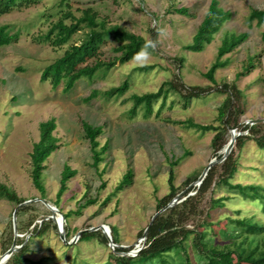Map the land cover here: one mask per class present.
Returning a JSON list of instances; mask_svg holds the SVG:
<instances>
[{
	"label": "rangeland",
	"instance_id": "374dc122",
	"mask_svg": "<svg viewBox=\"0 0 264 264\" xmlns=\"http://www.w3.org/2000/svg\"><path fill=\"white\" fill-rule=\"evenodd\" d=\"M211 1L72 0L76 15L92 7L108 23L119 24L146 40L156 41L157 47L148 49L147 61L134 58L125 63L117 62L109 70L100 68L93 76H82L70 89H66L65 80L54 87L42 75L70 43H80L84 31L75 34L71 42L62 47L35 40L60 17V0H42L0 17V25H9V33L16 37L0 47V183L15 190L26 199L25 204L30 205L29 209L21 211V205L0 197V258L16 239L17 251L22 247L21 241L28 242L25 256L29 261L23 264H106L108 261L114 264L110 253L115 250L110 242L102 243L98 235L78 241L81 230L100 224L109 226L110 230L112 227L120 242L118 245L131 248L127 254L134 255L132 249L146 243L147 238L141 232L144 233L159 211L158 201L170 192V171L174 172L175 185L182 188L179 193L184 191L182 201L191 186L184 185L186 178L200 176L215 157L211 146L213 130L202 131L179 122L192 119L201 124H222L218 114L227 94L204 73L216 61L219 47L227 36L250 34L245 42L223 57L228 65L217 70L216 80L219 84L236 83L242 90L241 100L234 95L236 107L243 110L239 122L254 123L253 120L264 119V23L251 22L249 16L252 8L264 9V0H218L224 10L231 12V17L202 51L186 48L193 43ZM175 7H185L188 12L177 13ZM115 45L109 37L102 46L103 58L114 57ZM249 62L251 65L246 69ZM152 64L153 68H141ZM239 72L243 75L237 77ZM179 79L185 89L182 88L181 93L171 86ZM125 81L129 83L125 92L108 93ZM165 81L170 93L164 105L162 100L156 102L152 114L144 105L139 106L137 112L132 110L135 95L155 92ZM192 87L209 90L187 101L182 93L186 94ZM94 90L97 94L87 100ZM51 118L57 122L54 134L59 147L45 161L43 199L57 207L55 201L65 164L77 170L67 182L60 208L57 207L63 214L72 212L71 238L66 239L70 243L63 240L59 228L56 231L50 227L42 234L35 232L43 221L54 219L53 216L58 225L60 217L40 200L42 194L30 175V153L40 138L39 125ZM82 120L102 127L98 140L100 147L107 144V150L98 169L92 165V151ZM233 130L238 137L247 134V131L230 128L226 134L228 141ZM130 168L134 171L133 183L116 192ZM232 182L264 186V148L254 140H247L242 148ZM220 196H230V199L224 207L211 211L213 224L206 227L208 237L213 238L215 244L223 246L231 241L221 233L229 226L228 217H253L264 223L262 200L244 198L227 187L216 189L214 197ZM88 200L94 202L88 203ZM188 252L196 260L192 246ZM170 259L176 256L173 254ZM155 262L158 264L157 260L149 264Z\"/></svg>",
	"mask_w": 264,
	"mask_h": 264
},
{
	"label": "trees",
	"instance_id": "16d2710c",
	"mask_svg": "<svg viewBox=\"0 0 264 264\" xmlns=\"http://www.w3.org/2000/svg\"><path fill=\"white\" fill-rule=\"evenodd\" d=\"M41 1L0 0V17L15 9L29 7ZM71 1L60 0V17L51 23L46 32L39 34L35 38L36 42H45L54 47H62L69 44L75 34L84 31V38L80 43H70L63 55L50 63L42 75L43 79H49L54 87H58L65 80L66 89L72 88L82 76H93L100 68L109 70L116 66L117 62L125 63L131 61L147 41L144 36L129 31L119 24L108 23L105 18H100L98 12L92 7L85 8L82 10L81 15H76L72 9ZM174 10L181 14L188 12L185 7H175ZM231 15L230 11H226L220 6L218 0H212L204 20L196 30L193 43L187 45L186 48L202 51ZM249 16L251 22L257 20L258 25L264 23V9L252 8ZM8 29L9 25H0V47L10 44L16 39L15 36L9 33ZM249 36L250 34L247 32L227 36L219 47L216 61L204 73L210 81L216 83L220 91L227 94L218 114V119L222 121V124H201L192 119L179 122L202 131L213 130L215 135L212 138L211 146L215 152L214 156L217 158L223 155L220 151L228 143L226 134L230 128H237L242 132L247 131V134H242L237 138L238 140H236L230 155L222 162L211 167L200 186L191 185L193 181L199 178V175L194 179L187 177L184 185L191 186L186 190L184 199L174 206L167 207L155 217L148 231L145 246L136 255L127 254L131 248L116 247L115 251L110 253L111 259L115 262L114 264H149V262L155 260L158 261V264H181L182 261L185 264H264V223L254 220L253 217H228L229 226L221 230V233L231 241L223 246L215 244L213 238L208 237L206 228L213 224L211 211L224 207L226 201L230 199V196L214 197L217 188L227 187L229 191H237L244 198L260 199L264 202L263 185L232 182L238 171L240 152L246 141L254 140L259 147L264 148V121L254 123L239 122L243 110L236 107L234 95L241 100L242 90L238 88L236 83L223 82L219 84L215 77L219 68L228 65V60H224L223 57L245 42ZM109 37L116 42L113 48L114 57L105 59L102 56V46L108 42ZM179 61L182 66V59L179 58ZM250 65L251 63L249 62V66L246 69ZM154 66L153 64L144 65L141 68L150 69ZM241 75H243V72H239L237 77ZM178 81L177 83L181 87L177 83H173L171 86L181 93L183 91L182 88L184 89V83L181 80ZM167 83L165 81L155 92L135 95L133 97L135 103L132 110L137 112L138 107L144 105L146 111L152 114L156 102L162 100V105H164L170 93V90L165 88ZM128 88L129 83L125 81L120 86L108 90V93H123ZM208 90L201 87H192L187 90L186 94L182 93V96L188 101ZM96 92L94 90L87 100H91L97 94ZM82 126L85 138L90 143L93 157L92 165L98 169L99 164L103 161L102 155L107 150V144L100 147L98 140L102 133V127L94 126L85 120H82ZM39 129L40 138L34 143L30 153V175L35 187L40 191L43 198L46 194L43 181V171L46 168L45 161L59 147L58 138L54 134L57 129L56 119L51 118L42 121ZM76 174L77 170L72 169L69 164H65L61 174L57 200L55 201V205L58 208H60V199L68 188L67 182ZM133 181L134 171L130 168L117 185L116 192L130 186ZM169 185L170 192L158 201L159 210L166 207L182 189L174 183L173 170L170 171ZM191 192L193 193L191 194ZM0 197L21 204V211L30 208V205L22 204L26 201L25 198L19 196L15 190L3 183H0ZM107 201L108 199H106ZM93 202L94 200H88V203ZM78 211L80 212L81 208ZM71 215L72 212L64 213L66 219L65 236L68 240L71 238V228L69 226ZM50 227L58 231V225L54 219H48L43 221L35 229V232L42 234ZM202 227H205V229H202ZM111 231L113 241L119 244L120 242L115 238L112 227ZM96 235L99 236L102 243L108 244L109 240L101 230L85 231L80 235L78 241L89 240ZM141 235H143V231ZM191 235H193V238H191ZM20 244H22L21 249L10 256L8 264H23L29 261V258L25 256L29 248L28 242L21 241ZM191 246L195 249L196 260H193L188 252ZM173 254L176 259H170ZM106 264L111 263L108 261ZM154 264H157V262Z\"/></svg>",
	"mask_w": 264,
	"mask_h": 264
},
{
	"label": "water",
	"instance_id": "95a60500",
	"mask_svg": "<svg viewBox=\"0 0 264 264\" xmlns=\"http://www.w3.org/2000/svg\"><path fill=\"white\" fill-rule=\"evenodd\" d=\"M254 122H259V121H264V119H261V120H253ZM234 132V130H233ZM237 139H234L233 137L230 139V142H229V146L226 150V152L220 157V158H217V157H214L213 159H211L208 163V165L205 167V169L203 170L202 174L199 176V178L195 181V182H192L191 185H197V186H200L203 182V180L205 179V177L207 176L209 170L211 169L212 166L222 162L224 159L227 158V156L230 154L232 148L234 147L235 145V141ZM184 191H182L181 193L177 194L176 197H174L172 199V201L164 208H162L161 210H159L153 217H152V220L151 222L149 223L148 227L146 228V230L144 231L143 233V237L144 238H147V234H148V231L155 219V217L160 213L162 212L163 210H165L167 207L169 206H174L176 203H178L180 201V198L182 197ZM40 200L42 202H44L50 209L53 213L55 212H58L60 214V219H61V222H58V228L60 230V234H61V237L63 238V240H65L66 243H70L69 241L66 240V236H65V216L64 214L55 206H52L49 202H47L45 199L43 198H40ZM27 201H24L22 204H25ZM21 205V204H19ZM52 218L55 219V217L53 216ZM106 227H109V226H106L104 224H100L98 226H95V227H91L89 229H85V230H81L79 232V235H81L83 232L85 231H95V230H99L101 229L104 234L107 236L109 242H110V245L113 247L115 245L119 246V247H123V246H120L118 244H116L114 241H113V238L111 236V231H109V229L107 230ZM19 249V246L17 245V242H16V239L14 240L12 246L3 254V257L0 258V264L3 263V261L5 259H9L10 256Z\"/></svg>",
	"mask_w": 264,
	"mask_h": 264
},
{
	"label": "clouds",
	"instance_id": "9594fccd",
	"mask_svg": "<svg viewBox=\"0 0 264 264\" xmlns=\"http://www.w3.org/2000/svg\"><path fill=\"white\" fill-rule=\"evenodd\" d=\"M161 34H163V29L160 30ZM157 47V42L153 40H147L144 46L141 48L140 52L135 56L137 60L147 61L150 58V53L148 49H155Z\"/></svg>",
	"mask_w": 264,
	"mask_h": 264
},
{
	"label": "bare ground",
	"instance_id": "6f19581e",
	"mask_svg": "<svg viewBox=\"0 0 264 264\" xmlns=\"http://www.w3.org/2000/svg\"><path fill=\"white\" fill-rule=\"evenodd\" d=\"M234 138V139H237V137H238V135H237V133L234 131H232V133H231V137H230V139L231 138ZM239 137H240V135H239ZM230 139H229V141H228V143H227V145L225 146V148L223 149V151H222V153L224 154L225 152H226V150H227V148H228V146H229V142H230ZM238 140V139H237ZM236 142V141H235ZM236 144V143H235ZM234 148V147H233ZM232 152V151H231ZM230 155V154H229ZM228 155V156H229ZM58 216V215H57ZM59 219V221L58 222H61V219H60V217L58 218ZM107 228V230L109 229V231H111L110 230V227H106ZM8 259H5L4 261H3V263L4 262H6Z\"/></svg>",
	"mask_w": 264,
	"mask_h": 264
},
{
	"label": "built area",
	"instance_id": "2783aa9c",
	"mask_svg": "<svg viewBox=\"0 0 264 264\" xmlns=\"http://www.w3.org/2000/svg\"><path fill=\"white\" fill-rule=\"evenodd\" d=\"M144 246H145V242L142 246H140V244H138L137 247L133 248L132 251H133L134 255H136ZM116 247H119V246L115 245L112 248L115 249Z\"/></svg>",
	"mask_w": 264,
	"mask_h": 264
}]
</instances>
